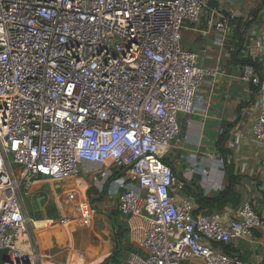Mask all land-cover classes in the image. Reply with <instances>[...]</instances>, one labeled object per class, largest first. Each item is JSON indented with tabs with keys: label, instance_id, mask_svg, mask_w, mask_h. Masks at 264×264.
Instances as JSON below:
<instances>
[{
	"label": "built area",
	"instance_id": "2783aa9c",
	"mask_svg": "<svg viewBox=\"0 0 264 264\" xmlns=\"http://www.w3.org/2000/svg\"><path fill=\"white\" fill-rule=\"evenodd\" d=\"M208 0H0V253L4 264H38L20 249L28 220L21 190L39 179L62 183L98 166L117 197L141 254L125 264H244L219 246L264 225L250 201L221 222L194 212L164 161L181 148L178 117L196 111L197 93L218 69L182 46L199 32ZM235 13H216L211 30L224 48ZM264 34V33H263ZM264 46V35L259 40ZM264 48V47H263ZM259 108L251 126L264 144V77L241 66ZM204 109L200 108V112ZM191 163L190 174L208 171ZM224 172V160H218ZM113 170L116 174H113ZM68 220H61L66 224Z\"/></svg>",
	"mask_w": 264,
	"mask_h": 264
},
{
	"label": "crops",
	"instance_id": "0c3cea01",
	"mask_svg": "<svg viewBox=\"0 0 264 264\" xmlns=\"http://www.w3.org/2000/svg\"><path fill=\"white\" fill-rule=\"evenodd\" d=\"M216 13L236 14L224 48L215 42L217 32L208 27ZM201 22L199 32L182 33V46L197 53L203 66L221 73L198 90L197 111L178 117L188 140L164 159L182 183L170 192L177 200L192 201L195 213L215 215L221 222L235 219L247 200L264 222V144L251 134L259 101L250 94L253 87L240 79L245 60L264 77V46L259 43L264 0H208ZM221 158L224 172L219 169ZM192 160L208 171L206 177L190 174ZM98 171V166L84 165L76 178L59 184L39 178L21 190L28 224L20 249L36 251L38 264H125L130 255L141 254L107 181L92 182ZM219 248L244 264H264V225ZM183 264L203 262L190 259Z\"/></svg>",
	"mask_w": 264,
	"mask_h": 264
},
{
	"label": "trees",
	"instance_id": "16d2710c",
	"mask_svg": "<svg viewBox=\"0 0 264 264\" xmlns=\"http://www.w3.org/2000/svg\"><path fill=\"white\" fill-rule=\"evenodd\" d=\"M242 63L245 64V63H253V62H251L250 60H245ZM4 257H5V253L4 252L0 253V264H4Z\"/></svg>",
	"mask_w": 264,
	"mask_h": 264
},
{
	"label": "rangeland",
	"instance_id": "374dc122",
	"mask_svg": "<svg viewBox=\"0 0 264 264\" xmlns=\"http://www.w3.org/2000/svg\"><path fill=\"white\" fill-rule=\"evenodd\" d=\"M45 180V179H44ZM47 225V224H46Z\"/></svg>",
	"mask_w": 264,
	"mask_h": 264
}]
</instances>
